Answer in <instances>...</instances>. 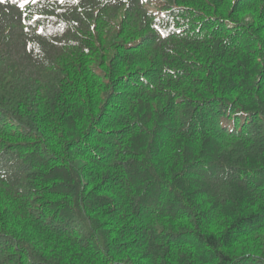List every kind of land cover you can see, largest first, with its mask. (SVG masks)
Here are the masks:
<instances>
[{
	"label": "trees",
	"instance_id": "trees-1",
	"mask_svg": "<svg viewBox=\"0 0 264 264\" xmlns=\"http://www.w3.org/2000/svg\"><path fill=\"white\" fill-rule=\"evenodd\" d=\"M0 264H264V0H0Z\"/></svg>",
	"mask_w": 264,
	"mask_h": 264
}]
</instances>
